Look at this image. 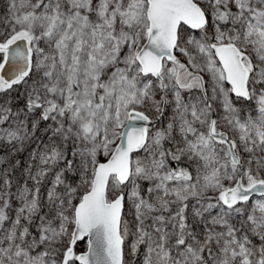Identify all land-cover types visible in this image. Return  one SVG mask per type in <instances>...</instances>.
Segmentation results:
<instances>
[{
	"label": "snow or ice",
	"instance_id": "snow-or-ice-1",
	"mask_svg": "<svg viewBox=\"0 0 264 264\" xmlns=\"http://www.w3.org/2000/svg\"><path fill=\"white\" fill-rule=\"evenodd\" d=\"M3 8L0 264H264V0Z\"/></svg>",
	"mask_w": 264,
	"mask_h": 264
},
{
	"label": "rangeland",
	"instance_id": "rangeland-1",
	"mask_svg": "<svg viewBox=\"0 0 264 264\" xmlns=\"http://www.w3.org/2000/svg\"><path fill=\"white\" fill-rule=\"evenodd\" d=\"M3 11H4V8H3V0H0V13H3ZM33 147H35V145L34 144H25V147H24V151L23 152H21V153H19V154H17V155H15L14 156V160L15 159H20V160H27V157H28V153H29V151H31V149L33 148ZM4 155V153L3 152H0V156H3ZM17 175H19V172H17Z\"/></svg>",
	"mask_w": 264,
	"mask_h": 264
}]
</instances>
